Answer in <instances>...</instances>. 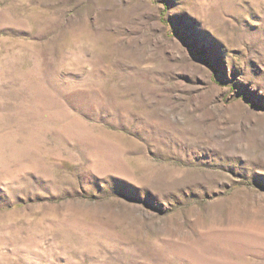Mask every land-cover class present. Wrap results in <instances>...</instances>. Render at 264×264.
<instances>
[{"label":"rangeland","instance_id":"obj_1","mask_svg":"<svg viewBox=\"0 0 264 264\" xmlns=\"http://www.w3.org/2000/svg\"><path fill=\"white\" fill-rule=\"evenodd\" d=\"M0 264H264V0H0Z\"/></svg>","mask_w":264,"mask_h":264}]
</instances>
